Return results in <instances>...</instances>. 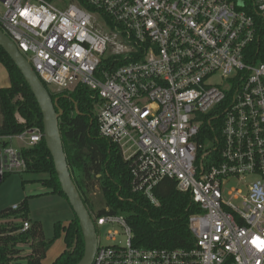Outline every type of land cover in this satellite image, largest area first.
Returning <instances> with one entry per match:
<instances>
[{"label":"built area","instance_id":"obj_1","mask_svg":"<svg viewBox=\"0 0 264 264\" xmlns=\"http://www.w3.org/2000/svg\"><path fill=\"white\" fill-rule=\"evenodd\" d=\"M2 4L0 27L46 87L59 93L76 81L75 87L96 93L100 133L132 161L133 190L159 205L155 187L173 178L200 208L189 217L193 246L171 249L136 246L124 214L93 213V264H264V58L255 56L264 45L255 47L262 34L245 3ZM254 5L264 17V0ZM108 58L111 64L104 66ZM118 58L128 62L115 65ZM215 76L222 81H213ZM17 118L25 121L19 113ZM43 137L38 127L1 134L0 179L24 173L22 147ZM233 180L246 192L228 188ZM8 221L19 223L14 233L31 228L22 218L0 224ZM104 237L111 243L104 244Z\"/></svg>","mask_w":264,"mask_h":264},{"label":"trees","instance_id":"obj_2","mask_svg":"<svg viewBox=\"0 0 264 264\" xmlns=\"http://www.w3.org/2000/svg\"><path fill=\"white\" fill-rule=\"evenodd\" d=\"M245 3V9L260 30L264 45V17L256 11L255 0H235ZM256 57L264 58V53ZM115 65L128 62L125 58L112 61ZM0 63L7 69L8 87L0 88V135L18 134L38 127L44 131L42 110L24 76L9 54L0 46ZM111 64V58L103 65ZM48 88V87H47ZM62 110L59 126L64 150L72 177L91 215L105 213L124 214L134 233V244L143 248H188L195 238L189 227V217L200 211L190 192L177 188L173 178L165 177L154 189L159 205L153 204L144 194L133 190L132 161L124 158L120 145L100 133L98 115L99 98L83 84L73 90L52 92ZM17 113L25 120L20 122ZM27 161L25 173L46 174L38 180L52 192L68 200L61 188L53 157L44 137L35 146H23ZM6 175L1 183L8 177ZM98 187L99 204L92 194ZM29 197L21 202L18 210L7 208L0 211V219L22 218L29 220ZM97 205L98 208H97ZM30 221V220H29ZM20 225L14 221L0 224V264H21L19 244L31 242L32 253L26 255L27 264H42L54 239L64 236L65 249L51 264H76L84 255L85 240L78 217L75 215L67 225L58 221L54 225V239L46 240L43 224L35 220L26 232H16Z\"/></svg>","mask_w":264,"mask_h":264},{"label":"water","instance_id":"obj_3","mask_svg":"<svg viewBox=\"0 0 264 264\" xmlns=\"http://www.w3.org/2000/svg\"><path fill=\"white\" fill-rule=\"evenodd\" d=\"M0 46L4 48L21 71L42 110L45 143L53 157L61 188L78 217L84 234L85 252L76 264H93L98 247V234L92 215L84 203L67 161L59 126L62 110L58 107L57 99L53 100L50 91L33 69L31 63L1 27Z\"/></svg>","mask_w":264,"mask_h":264},{"label":"rangeland","instance_id":"obj_4","mask_svg":"<svg viewBox=\"0 0 264 264\" xmlns=\"http://www.w3.org/2000/svg\"><path fill=\"white\" fill-rule=\"evenodd\" d=\"M59 0H54V2ZM69 2L70 0H65ZM4 12L2 0H0V13ZM213 81L220 82L222 78L215 76ZM76 85V81H70L68 88L64 90H73ZM63 90V91H64ZM18 141H15V145L18 146ZM46 174H34V173H14L10 174L0 185V211L11 208L13 204L21 202L29 196V216L32 220H38L43 223L44 234L46 240L54 239L55 231L54 225L60 221L64 225H67L74 210L72 209L68 200L60 197L58 194L50 191L49 188L46 191L40 192L33 185L38 184V180L46 178ZM238 188L243 192H246L245 184L233 180L229 183L228 188ZM50 191V192H47ZM95 203L99 204L101 200V193L98 187L92 194ZM239 201H236L238 203ZM99 205H97L98 208ZM72 209V210H71ZM104 229V228H103ZM104 244H110L111 241L105 237L102 241ZM65 246L63 232L59 238L54 239L52 246L48 251L46 261H49L54 255H60ZM66 247V246H65Z\"/></svg>","mask_w":264,"mask_h":264},{"label":"crops","instance_id":"obj_5","mask_svg":"<svg viewBox=\"0 0 264 264\" xmlns=\"http://www.w3.org/2000/svg\"><path fill=\"white\" fill-rule=\"evenodd\" d=\"M9 85H10V79H9L8 71H7V69L3 66V64L0 63V88L8 87ZM38 182H39V181H38ZM33 186L36 187L37 190H40V192H42V191H46V189L48 188V187L44 186L41 182L38 183V184H35V185H33ZM49 189H50V191H52L51 188H49ZM50 191H47V192H50ZM59 196H60V195H59ZM27 197H29V196L27 195ZM60 197H61V196H60ZM62 198H63V197H62ZM64 199H65V198H64ZM71 210H72V209H71ZM28 216H29V214H28ZM74 217H75V213L73 212V213H72V218H71V220H73ZM28 219L30 220L31 223H32V221H34V220H32V218H30V216H29ZM71 220H70V221H71ZM42 224H43V223H42ZM30 245H31V242H27V243L19 244V247H20V249H21V252H20V254H19V255H20V258H19V261H18V262H20L21 264H27L26 258H24V257H25L26 255H29V254L32 253V249H31ZM64 249H65V246H64L62 252L64 251ZM62 252H61V253H62ZM47 254H48V253H47ZM47 256H48V255H47ZM47 256H46V258L43 260L42 264H51V263L56 259V257H57L58 255H54L49 261H46Z\"/></svg>","mask_w":264,"mask_h":264}]
</instances>
